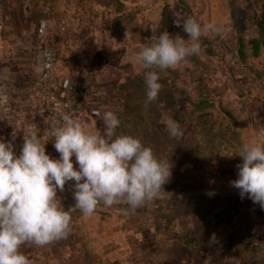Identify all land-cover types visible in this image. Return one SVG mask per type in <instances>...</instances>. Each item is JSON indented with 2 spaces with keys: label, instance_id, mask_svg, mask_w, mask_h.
I'll return each instance as SVG.
<instances>
[{
  "label": "rangeland",
  "instance_id": "374dc122",
  "mask_svg": "<svg viewBox=\"0 0 264 264\" xmlns=\"http://www.w3.org/2000/svg\"><path fill=\"white\" fill-rule=\"evenodd\" d=\"M231 3L236 7L235 20L230 14ZM263 3V0H0V36L7 38L12 51L21 53L29 49L25 53L35 59L41 47L58 48L62 54L60 66L69 67V74L78 75L83 73L76 69L81 64L80 54L86 53L85 37L94 31L98 40L95 48L101 53L98 64L105 69L102 73L105 76L96 84L105 94L88 107L99 109L100 117L88 119L86 124L102 130L104 111H116L118 118L125 120L116 130L117 134L133 135L141 141L145 138L158 157L169 161L171 177L167 184L171 189L162 195H178L200 186L233 188L231 181L236 178L232 167L240 158L242 145L264 140V47L259 56L248 57L244 62L237 51L238 37L255 35V23L264 18ZM189 17L202 25L212 23L219 31L205 30L200 54L188 57L174 68L176 86L182 91L179 97L183 99L179 101L174 120L179 123L182 136L172 138L162 123L164 116H170L169 112H157L138 123L140 110L136 104L131 106L132 103L128 108V102L134 99H128L127 92L136 83L145 85V71L135 62L134 53L146 46L143 44L146 38L149 36V45L153 35L168 31L187 40L178 25ZM42 20L47 22L44 36L35 34ZM73 52H78L80 57L73 60ZM92 61L84 58L83 64L89 69L95 68ZM8 65L5 68L11 71ZM192 85L193 91H190ZM164 89L157 102L169 98ZM210 123L216 130L205 134L202 128L207 130ZM213 134L218 135L215 144L203 140L207 136L210 141ZM196 149L203 158L201 162L197 160ZM209 149L213 152H208ZM72 159L75 167V157ZM57 194L64 208L70 207L74 201L72 189ZM188 198L196 197L172 198L180 200L175 202L173 213L182 220L194 217L198 219L196 222L206 225L224 222L228 217L220 210L224 208L219 205L225 204L220 197L205 204L210 205L205 209V216L197 203L182 201ZM172 199L151 200L158 208L155 214H149L160 218L166 203L158 201Z\"/></svg>",
  "mask_w": 264,
  "mask_h": 264
},
{
  "label": "clouds",
  "instance_id": "9594fccd",
  "mask_svg": "<svg viewBox=\"0 0 264 264\" xmlns=\"http://www.w3.org/2000/svg\"><path fill=\"white\" fill-rule=\"evenodd\" d=\"M178 26L187 40L162 31L134 53L135 62L145 70L147 103L159 96L160 72L199 55L205 30L219 31L216 25H202L191 17ZM44 56L52 58L48 52ZM7 102L8 96L0 92V105ZM120 123L116 111L108 109L103 113V129L94 130L73 113L62 111L50 132L58 158L46 153L36 126L23 135L19 155L12 141L0 139V264H31L21 247L26 243L43 247L66 237L76 210L91 216L101 204L111 208L122 202L134 209L166 193L169 161L139 138L117 134ZM162 123L170 137L182 136L179 123L170 116H164ZM238 156L242 162L231 185L242 199L247 197L264 209V140L245 142ZM69 182L74 205L65 209L57 193Z\"/></svg>",
  "mask_w": 264,
  "mask_h": 264
},
{
  "label": "crops",
  "instance_id": "0c3cea01",
  "mask_svg": "<svg viewBox=\"0 0 264 264\" xmlns=\"http://www.w3.org/2000/svg\"><path fill=\"white\" fill-rule=\"evenodd\" d=\"M0 40V86L8 96V102L0 105V139L12 141L14 150L19 155L23 135L29 127L36 126L41 139L46 142V153L50 157L58 158L59 153L56 152L53 142L42 132L37 105L31 97L30 83L40 72V66L35 56L28 57L25 53H29V49L16 53L12 51L7 38L0 36ZM84 43L86 53H81L80 57L78 52H73L71 56L73 60L80 57L81 64L76 70H81L83 73L78 75L87 81L82 90L85 108L78 116L86 123L88 119H95L89 117L88 107L96 103L98 96L103 97L105 94L96 84L97 80L105 76L102 74L105 69L98 64L101 53L99 48H95L98 43L96 33L90 31ZM56 50L59 53L58 74L75 75L69 74V67H62V64L60 66L62 54L58 48ZM84 58H91L95 68L89 69L85 66ZM93 58H97V61ZM6 64L11 66V71L5 68ZM69 184L65 185L63 192L72 189ZM114 206L106 207L107 209L97 207L91 216H85L76 210L72 213L70 230L66 237L43 247L26 243L21 251L31 264L264 263V209L258 204L240 202L233 205L226 200L225 204L219 206L227 208L228 217L224 222L216 224L205 225L202 221L196 222L198 219L194 217L182 220L174 214V222L167 232L158 228L164 223L161 218L148 212L121 211ZM157 206L153 203V212Z\"/></svg>",
  "mask_w": 264,
  "mask_h": 264
},
{
  "label": "trees",
  "instance_id": "16d2710c",
  "mask_svg": "<svg viewBox=\"0 0 264 264\" xmlns=\"http://www.w3.org/2000/svg\"><path fill=\"white\" fill-rule=\"evenodd\" d=\"M264 2V0H263ZM264 5V3H263ZM230 14L232 17V20H235V15H236V7L233 3H231V9H230ZM129 15V14H128ZM255 35L251 36V37H238L237 39V51H238V56L239 58L242 60V62H244L248 57H257L260 54L261 49L264 47V18H259L257 20V22L255 23ZM156 35H153V38H155ZM149 38V36L147 37ZM144 41L143 44L148 45V43L150 42V39H148L147 41ZM151 38V37H150ZM142 44V43H140ZM174 69H168V70H164L162 72H160V80L159 82L161 83L162 87L165 88L164 90H166L169 94V98L165 99L164 101H154L151 103H147L146 101V94H145V85H142L141 83H136L134 86L131 87V89L127 92L128 95V99L129 98H133L134 101L132 102H128V108L130 106V104L132 103L131 106H134L135 104L137 105V107L139 108V122L141 123V120H147L149 119V117H151L154 114H157V112H162V111H167L169 112L170 116L175 119L177 112H178V104L180 99L183 100L182 98L179 97L180 93H182V91H179V88L176 86V73H173ZM144 77V76H143ZM141 80V79H140ZM204 85V84H203ZM202 88V87H201ZM162 89V88H161ZM184 90L185 92L189 93V90L193 91V85L191 87V89L186 90V89H181ZM210 93V92H209ZM214 96V95H213ZM134 103V104H133ZM120 119V118H119ZM124 119H120V122H124ZM213 124L210 123L209 127H207L208 129L203 130L202 131L205 134H210L212 133V131L215 129L216 127L212 126ZM218 135H214L210 137V141H208V137L204 136L203 140H205V142H209L210 144H215V138H217ZM223 136H219L218 138H222ZM142 143H145L146 146L150 145V143L144 138V140L142 141ZM199 149V148H198ZM196 149V156L199 158L197 160H203L202 157H199V150ZM208 152H213V150L209 149ZM207 154V153H206ZM206 160H207V155L205 156ZM201 162V161H200ZM241 158H239L233 165L234 167V171L232 172V174H234V178H237L236 173H237V165L240 164ZM204 186H200V189H205L203 188ZM169 189H171L169 187L168 184L164 185V191H168ZM217 197H196V198H188V199H182L183 202L187 203V204H191L192 202H195V204L197 203L198 206H200V208L203 210V216H205L207 214L205 209H208L207 207H210V205H205L207 204V202H209L210 200H216ZM222 198V197H220ZM230 201L233 205L237 204V203H253L250 199H248L247 197L245 198H241L240 195L237 196H231L229 198H222V201ZM180 201V200H165V201H158V202H165L166 203V207L164 210V213L161 215V219L164 222L163 224H161L160 227L158 228H162L165 232H167L170 228V225L172 224V222H174L175 219V215L173 213V208L175 206V202ZM153 201H147L145 202L143 205L138 206L134 209L129 208L128 205H121V206H114L115 208H117L118 210H123V211H130L132 213H154V208L152 209V205H153ZM224 209H222V211L227 212V208L226 207H222ZM134 210V211H133Z\"/></svg>",
  "mask_w": 264,
  "mask_h": 264
},
{
  "label": "built area",
  "instance_id": "2783aa9c",
  "mask_svg": "<svg viewBox=\"0 0 264 264\" xmlns=\"http://www.w3.org/2000/svg\"><path fill=\"white\" fill-rule=\"evenodd\" d=\"M46 29V20L40 21L37 34L44 36ZM46 52L52 54L51 60L44 56ZM36 60L40 66V72L31 80V97L37 105L42 132L51 140V129L57 126L62 111L71 112L78 117L84 110L86 102L82 96V90L87 81L80 75L58 74L59 53L53 47L40 48ZM0 92L6 94L2 86H0ZM88 115L97 118L100 117L101 112L97 108H90Z\"/></svg>",
  "mask_w": 264,
  "mask_h": 264
},
{
  "label": "water",
  "instance_id": "95a60500",
  "mask_svg": "<svg viewBox=\"0 0 264 264\" xmlns=\"http://www.w3.org/2000/svg\"><path fill=\"white\" fill-rule=\"evenodd\" d=\"M208 193H213V195L209 196ZM239 195V190L236 188H220V189H196L193 191H185L181 194L178 195H162L160 198H156V199H172L173 197H213V196H217V197H222V198H229L231 196H236ZM74 205V201L71 203L70 206ZM117 205H127L126 203H120ZM100 206H104V205H99Z\"/></svg>",
  "mask_w": 264,
  "mask_h": 264
}]
</instances>
